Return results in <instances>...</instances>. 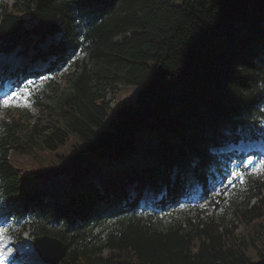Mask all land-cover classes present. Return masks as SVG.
Returning a JSON list of instances; mask_svg holds the SVG:
<instances>
[{
    "label": "trees",
    "instance_id": "16d2710c",
    "mask_svg": "<svg viewBox=\"0 0 264 264\" xmlns=\"http://www.w3.org/2000/svg\"><path fill=\"white\" fill-rule=\"evenodd\" d=\"M29 46L46 73L26 85L32 123L0 118V207L65 244L54 264L264 256V181L218 214L242 158L219 148L264 140V0H2L0 52ZM59 177L61 197L45 186Z\"/></svg>",
    "mask_w": 264,
    "mask_h": 264
},
{
    "label": "rangeland",
    "instance_id": "374dc122",
    "mask_svg": "<svg viewBox=\"0 0 264 264\" xmlns=\"http://www.w3.org/2000/svg\"><path fill=\"white\" fill-rule=\"evenodd\" d=\"M1 1L2 0H0V2ZM47 42L48 40L46 41V43ZM35 50L36 49L33 46H29L27 48L14 51L8 55L0 53V67H2L3 65L9 67V74L0 75V82L2 80L5 81L2 85L3 90L1 93L3 94L0 93V118L8 109L11 108L14 111H24L25 113H27L28 118L30 119V123H32L34 119H36V111L30 105L29 99L25 98L26 85L28 84V82L33 81L36 75L46 73L47 62L39 59L33 60ZM20 65L25 66V74L17 77V81L10 83L12 81V70H14L16 66L18 67ZM41 78L42 77L39 76V79ZM130 92L131 88H123L121 90V96L119 97L120 99L116 98L112 93H107L106 100L110 101L112 105H116L118 101L122 99V97L128 95ZM263 142L264 141L257 140V143L253 145L245 144L242 142L230 145V147L233 149L244 151L246 152L245 154L250 153L251 155H244L240 164H235L232 168V173L229 180L224 185L219 187L223 189V207L218 210V214L223 218V221L225 222H229L230 220H232V215L230 213L232 206H243L244 200L246 199L244 196L247 186L246 180L251 179L264 181ZM112 167L105 166L102 172L91 173L84 179V182L89 181L92 183H96L99 176ZM45 186L49 190L51 195L61 197L69 189L70 182L66 177H59L49 181L45 184ZM19 231L22 232V234L20 235V241L15 243L12 238L16 236ZM33 238V227L29 224H26V219L15 221L10 210L7 213V216L4 217V220H0V246L2 247L3 252L6 255L5 257L7 258L12 256L13 253L21 255L22 260L18 263L15 262L16 264H48L42 262L41 260L39 261V253L36 251L22 252L23 244L28 243L33 246ZM35 259L38 261L35 262Z\"/></svg>",
    "mask_w": 264,
    "mask_h": 264
},
{
    "label": "water",
    "instance_id": "95a60500",
    "mask_svg": "<svg viewBox=\"0 0 264 264\" xmlns=\"http://www.w3.org/2000/svg\"><path fill=\"white\" fill-rule=\"evenodd\" d=\"M41 0H32L33 6H37ZM33 245L40 258L48 263H56L65 254L66 246L63 242L49 235L34 238ZM251 264H264V256L259 257Z\"/></svg>",
    "mask_w": 264,
    "mask_h": 264
},
{
    "label": "bare ground",
    "instance_id": "6f19581e",
    "mask_svg": "<svg viewBox=\"0 0 264 264\" xmlns=\"http://www.w3.org/2000/svg\"><path fill=\"white\" fill-rule=\"evenodd\" d=\"M25 244H28V243H25ZM25 244H23V245H25ZM29 245H30V244H29ZM0 248H1V250H0V251L2 252V251H3V249H2V247H1V246H0Z\"/></svg>",
    "mask_w": 264,
    "mask_h": 264
},
{
    "label": "snow or ice",
    "instance_id": "6c2138e0",
    "mask_svg": "<svg viewBox=\"0 0 264 264\" xmlns=\"http://www.w3.org/2000/svg\"><path fill=\"white\" fill-rule=\"evenodd\" d=\"M15 95V94H14Z\"/></svg>",
    "mask_w": 264,
    "mask_h": 264
}]
</instances>
